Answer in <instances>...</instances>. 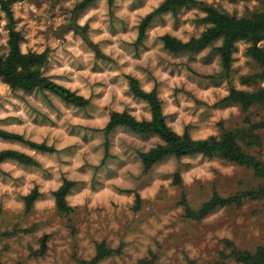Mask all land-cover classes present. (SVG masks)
<instances>
[{"label": "rangeland", "instance_id": "rangeland-1", "mask_svg": "<svg viewBox=\"0 0 264 264\" xmlns=\"http://www.w3.org/2000/svg\"><path fill=\"white\" fill-rule=\"evenodd\" d=\"M80 1L75 0V3L69 8L64 6L69 4V0H19L13 5L21 4L19 9L20 18L16 17V10L12 5L16 29L22 25L18 30L22 36L20 48L21 45L30 44L31 40L42 39V43L33 45L27 52L42 53L47 51L48 60L41 68V73L54 82L63 81L65 78L52 77L47 74L54 68L63 66L68 59L65 49L76 47L77 38L83 40V46L94 52L92 68L94 73L115 68V62L100 50L101 46H110L111 41H103L101 45L95 44L103 55L97 56L96 50L81 35L71 30V25L74 23L71 19L72 10ZM199 1L237 18H250L256 13L264 12V0H212V3H208V0ZM241 3L245 5L242 16L239 15L236 7ZM29 4L34 5L37 12H40L39 16L30 11L27 12L28 19L34 23V28H30L23 19L24 6ZM146 4L147 0H133L128 10L130 12L136 11ZM226 5L233 6L231 12L228 11ZM108 7L110 17L108 31L110 35L127 34L130 30L138 32L139 25L130 29L127 22L115 19L114 13L119 10L116 0L112 5L108 3ZM98 8L99 0L80 12L75 22L89 10ZM193 10L197 13H204L196 8L179 10L176 15H172L174 20L172 30L179 31L181 26L188 24L189 21L182 20L181 17L193 12ZM0 11H2L1 8ZM164 16L156 17L151 22L141 43H137L135 40L131 45L124 46L126 50L130 48L133 51V59H142L144 53L153 51L162 43V36L151 40L148 33L156 27H167ZM61 18L65 22L57 27L55 21ZM202 18L197 15L191 21L195 26L194 30L191 34L185 33L189 36V40L198 37L202 33L200 31L201 27L205 30L209 26L200 21ZM95 19L93 17V21ZM91 22L89 21V24L85 25L89 40V25ZM117 25H119V30H117ZM4 33H7V36ZM69 33L73 34L71 43L65 40ZM92 34L96 35L100 32L96 30ZM0 41H3L0 43V54L6 55L8 53V30L6 25L4 31L0 32ZM55 41L61 42L57 48L52 47ZM220 45L221 40H217L201 52L191 54H173L166 50L163 45V48L159 49L161 55L156 57V68L162 72H167L170 78L179 77L187 72L186 84H194L200 92H207L210 89L217 90L212 93V102H209L199 99L195 92L187 89L186 84L171 87V96L169 97L172 101L171 106L180 109L182 101H191L194 105L191 110H183L194 118L195 122L185 123L182 121L181 135L188 133L192 139L200 140L195 137L206 127L215 130L217 132L216 137L221 135L223 129L246 130V132L252 130L258 139L256 141L252 139V142L248 138H244L241 141L242 146L246 153L255 156L264 163V104L251 105L245 111L238 103L225 102L224 98L226 96L222 95V91L229 94L231 89L254 92L259 88H264V63L257 62L251 55V42L239 41L233 54L231 70L227 76H223L220 57L214 49ZM257 46L264 49V40L260 41ZM40 48H43V51H38ZM202 53L204 55H201ZM217 58H219L217 67L220 71L215 69H212L211 72L203 71V69L211 68L213 63L217 62ZM241 60L244 61L243 64H241ZM78 70H82V66ZM139 70L146 77L143 82L136 78L140 87L142 88V83H154L153 89L156 90L162 103L165 121L173 129L172 125H175L176 121L181 119V113L179 111L166 113L169 104L162 97L170 88L169 82L158 80L153 75L154 69L151 66ZM128 76L131 75L124 77L127 81ZM110 83L117 85L120 80L119 78H113ZM0 84L8 86L3 82H0ZM8 88L12 97L20 102L12 106L14 112L21 111V104L28 105L30 100L38 99L46 102V106L55 109L59 115H62L59 106L62 105L65 109L74 107L66 104L48 91L24 92L19 89H11L9 86ZM125 95H131L135 103L144 102L134 97L130 89ZM95 99H102V95L95 97ZM124 107L123 112H128L131 115L135 112L133 108ZM233 107L238 109V113L230 114L227 119L220 115L226 109ZM77 109L84 112L83 118H94L96 107L91 104L90 100L87 107ZM142 111L150 113L149 106ZM111 112H114V110L110 111L108 115ZM26 115L32 125L37 128L51 127L56 129L59 127L57 123H51L47 115L35 110L26 112ZM24 123L25 121L18 117L8 116L4 120H0V129L4 130L13 125L22 127ZM18 135L22 136L25 141L37 143L33 139L26 138L25 135ZM68 135L79 136L81 145L57 149L55 143H53L52 147L55 148V152L52 153L41 152L31 148L28 144L0 137V142L17 146L16 148L10 147L7 149L17 150L19 148L34 152L36 155H29L27 151L17 150L31 156L38 163L37 166H27L16 161L6 160L0 166L11 167L14 170L24 172L25 175H36L38 180L43 182H50L55 178L56 167L52 165L59 168L71 167V161L75 159L80 147H87L93 141H99L97 146L91 149V155L102 153V158L96 165L90 162L88 153L82 157L85 162L77 169V172L80 176H83L91 171L92 178L90 181L69 178L70 174L68 173L61 175L62 183L65 179L74 182V186L66 198L68 204L74 210L70 216L59 214L56 207L45 209L43 212L35 209L36 203L46 201L49 198L54 199V192L56 191L49 189L47 192H42L41 189L44 184L37 181L31 182L33 187L29 193L37 189L39 197L29 212H26L25 209L23 213L17 215L5 211L3 201L11 199V197L8 193H5L4 197L0 198V264H78V259L86 261L92 259L96 252V245L101 242H105L112 249L120 248L121 252L103 259L99 264H138L140 260L145 258L151 259L152 264H188L190 260L194 261L195 264H241L230 257L231 248L226 247V241L232 242L239 250L248 251H253L264 244V198L245 199L239 206H224L198 221L187 218L183 207L180 205L182 192L185 193L191 208L197 209L208 201L214 192L222 197H229L242 191L264 186V178L255 176L250 168L217 157L195 155L179 159L173 156L163 158L145 172L140 154L161 143V140L156 136L139 135L123 127H118L109 134H105L103 128L80 129L73 127ZM153 141H155L153 147L147 151L140 146L148 145ZM38 144L49 146L48 138L45 137L44 143ZM184 161H187V163ZM205 163L218 166L211 169L216 177L214 180L203 183L197 182L189 186L184 184L181 179V186L174 184L176 174L180 175L181 178L182 172L191 171ZM137 165L139 166L138 176L133 177L130 171H125L130 166ZM169 167L173 168L174 171H162V169ZM223 169H231V171L224 172ZM168 178L173 181L169 186L171 190L161 187L154 198H141L140 193L146 188H151L155 179ZM120 179L135 181L134 188L120 187L114 189L121 196L135 193V201L132 204H117L115 200L110 199L109 206L103 204L92 206V199L87 198L84 205H71L70 199L80 195L85 189H88L95 196L103 192L109 181ZM0 184L5 186L11 184L12 188L17 190L12 195L16 197L17 201L24 202L25 195L19 190L26 187L25 176L15 178L11 172L0 167ZM42 244L44 245L43 252L41 251Z\"/></svg>", "mask_w": 264, "mask_h": 264}, {"label": "clouds", "instance_id": "clouds-1", "mask_svg": "<svg viewBox=\"0 0 264 264\" xmlns=\"http://www.w3.org/2000/svg\"><path fill=\"white\" fill-rule=\"evenodd\" d=\"M133 0H116V5L119 10L115 11L114 16L118 21H125L128 23L129 28L133 29L138 26L141 20L146 17L149 13H151L156 8H159L163 3V0H147V4L136 11L130 12L129 5L132 4ZM75 3V0H69V4L64 5L65 7H71ZM208 3H212V0H208ZM47 7V5H45ZM229 12L232 11V5H226ZM238 8L239 15L244 14L243 3L236 6ZM13 8L16 10L15 15L17 18H20L21 13L19 9L21 8V4L13 5ZM25 14L23 19L25 23L28 24L30 28H34V23L28 19L27 12L35 13L37 16L40 15V12H37V9L34 5H25ZM199 15L200 17H205L206 13H197L195 10L193 12L188 13L186 16L181 17L182 20H188V24H184L181 26L179 31H173L172 25L174 20L172 18V14L169 12L165 14L164 19L167 21V27H156L151 30L148 35L151 40H155L157 37L164 36L165 34H169L174 38L181 40L183 43H187L189 40V36L185 35V33L191 34L194 30V25L191 23L192 20ZM93 17L96 19L93 21ZM89 21H92L89 25V38L93 44L101 45L103 41H111L110 46H101V51L105 56L111 58L112 61L115 62V68L113 70H101L97 72H93V59L94 52L87 49L83 46V40L77 38L76 47H68L65 49L68 54V59L64 62L62 67L54 68L47 75L52 77H64L63 81H55L61 87L68 89L70 92H74L77 96L82 97L84 100H90L91 104L96 107V111L94 113L93 119H85L84 112H81L79 109L75 107L65 109L62 105L60 107L59 115L55 109H52L46 106V102L42 100H30L28 105L21 104V111L14 112L12 106L17 105L20 102L13 98L11 95V91L8 86L4 84H0V120H4L8 116H15L25 121L22 127H18L13 125L10 128H5V131L16 132L21 135H25L26 138L33 139L37 143H44L45 137L48 138L49 146H52L55 143L57 149H64L73 145L80 146L81 140L79 136H69L68 132L73 128L80 129H92V128H104L109 122L110 111H116L118 113H122L125 110L124 106H128L130 108L135 109V112L132 115L135 116L136 120L139 121L141 119H147L151 121L152 116L149 112L142 111L144 108H147L148 105L146 102L135 103L133 102L131 95H125L129 92V84L128 81L124 79L126 75H131L137 78L140 81L145 80V74L142 73L139 69L151 66L153 71V75L160 81H167L170 84V88L165 92L162 99L167 100L169 107L166 109V113H174L180 112L181 119L176 121L175 125H172L173 130L177 135L182 134V121L192 122L195 120L188 113L184 112V109L191 110L194 105L191 101H182L181 108L177 109L176 107L171 106L172 101L169 99L171 96V87H177L180 85L186 84V76L187 72L184 75L179 77H169L167 72H162L160 69L156 68L158 55H161L159 49L163 48V44H159L156 49L151 52H147L143 54V58L140 60L133 59V51L129 49H125V45H131L137 38L138 32L130 30L127 34H118L116 36H112L109 34L108 25L110 22L109 17V7L108 0H99V8L95 10H89L86 14H84L80 19L77 20V24L79 27L83 28L86 24H89ZM64 19H58L55 21L56 26L58 27L62 23H64ZM8 21L6 19V15L3 11H0V32L4 31L5 25H7ZM17 27V30H19ZM117 30H119V25L116 26ZM99 30L100 34L93 35L92 33ZM201 32L204 31V28L201 27ZM34 34V33H33ZM7 36V33H4ZM31 39V37H29ZM65 40L69 43L73 41V34L69 33ZM3 41H0L2 43ZM41 40H31L30 44L21 45V52L23 54H27V51L30 47L37 43H42ZM60 41H55L52 44L53 48H57L60 45ZM243 47V46H242ZM38 51H43V48L38 49ZM201 55H204L203 53ZM219 58H217V62L213 63L211 68L203 69V71L211 72L212 69L216 71H220L217 67ZM244 61L241 60V64ZM82 70H78L81 69ZM247 71V69H245ZM113 78H119L120 83L117 85H113L110 81ZM187 89L189 91H193L197 94L198 98L201 100H207L209 102L212 98V93L214 89H210L207 92H200L195 88L194 84H186ZM154 87V83L147 82L142 83V91L145 93H150ZM22 95V94H21ZM102 95V99H95V97ZM222 95L227 96L228 93L226 91H222ZM35 110L36 112L47 115L49 121L51 123H57L59 125L58 128L52 129L51 127H40L37 128L32 125L29 120L26 112H30ZM203 111V109H201ZM238 113V109L233 107L226 109L222 115L225 119L229 117L230 114ZM59 115V119H58ZM217 135V132L213 130L211 127L204 128L196 139H204L206 140L210 136ZM99 141H93L92 144L87 147H80V150L77 152L74 160L71 161L72 166L68 168H59L58 166L52 165L56 167L55 178L50 182L39 181L36 175H25L24 172L19 170H14L8 166H0L3 167L5 171H9L12 173L13 177L19 178L21 176H25L27 181L26 187L20 189L19 191L23 195H28L29 191L33 187L32 181H37L38 183L44 184V187L41 189L42 192H47L49 189L58 190L62 186L61 175L63 173L70 174L69 178H79L83 181H90L92 178V173L89 171L87 174L80 176L77 172L83 163L85 162L82 157L85 156L86 153L90 156V162L93 165L99 163V160L102 158V153H96L95 155H91V149L96 147ZM155 141L150 142L148 145H140L145 148L147 151L151 147H153ZM16 148L15 145H9L4 142H0V151H3L7 148ZM20 151H27L29 155H36L34 152L28 151L26 149H19ZM187 163V161H184ZM214 167H218L217 165L205 163L200 167H196L191 171H185L181 173V179L186 185H194L197 182H208L214 180L215 174L211 170ZM125 171H130L132 176L139 175V166H130L129 169ZM162 171H174L173 168H165ZM224 172H230L231 169H223ZM123 175V174H122ZM173 183L171 178L168 179H155L151 188H146L144 191L140 193L142 199H148L149 197L154 198L161 187L164 189H169V186ZM134 188L135 181L132 179L124 180H116L109 181L108 186L104 188L102 193H98L93 196L92 193L85 189L83 193L75 196L70 199V203L73 206L76 205H84L85 200L87 198L92 199V206H96L99 204H103L105 206H109V200H115L117 204H132L135 201V193L132 195L121 196L118 195L114 190L116 188ZM16 189H13L11 184L5 186L0 184V198H3L5 193H8L11 199L3 201V208L5 211L11 212L13 214H21L24 212L26 205L23 201H17L16 197L12 195ZM35 209L43 212L45 209H54L55 200L53 198H49L46 201L38 202L35 204ZM50 231V230H49ZM39 235V233H38Z\"/></svg>", "mask_w": 264, "mask_h": 264}, {"label": "trees", "instance_id": "trees-1", "mask_svg": "<svg viewBox=\"0 0 264 264\" xmlns=\"http://www.w3.org/2000/svg\"><path fill=\"white\" fill-rule=\"evenodd\" d=\"M19 0H0V8L5 13L8 30V53L0 54V82L7 84L11 89H19L24 92L34 90L48 91L68 105L77 108H85L89 105V100H84L74 92L61 87L58 83L48 79L41 73V68L47 63V51L42 53L21 52L20 43L21 33L16 29L12 5ZM97 0H81L72 10L71 30L81 35L84 40L96 50L97 56H103L87 36V27H79L76 24V18L80 12L90 7ZM114 0H108L112 5ZM200 9L207 15L200 19L202 23L209 26L196 38H191L187 43L174 38L169 34L161 37L164 48L173 54H191L198 53L207 47L213 45L217 40H221V45L214 49L218 52L223 76H227L231 70L233 54L236 51V44L239 41L251 42L250 53L259 63H264V49L257 44L264 40V12L256 13L250 18H237L228 13L221 12L216 8L205 4L199 0H163L159 8H156L146 17H144L138 26L137 43H141L151 22L159 16L171 13L176 15L181 9ZM129 89L132 95L147 103L152 116L151 121L139 120L128 112H111L109 122L103 128L105 134L111 133L118 127H123L139 135H153L161 140V143L145 153L140 154L143 164V170L147 172L155 163L163 158L173 156L181 158L185 156L200 155L203 157H217L226 161L250 168L255 176L264 178V163L255 156L244 151L241 141L248 138L250 141H256L258 137L252 130H226L223 129L219 137L210 136L206 140H194L188 133L177 135L171 129L163 115L162 103L158 98L157 92L153 89L150 93H145L140 87L139 81L131 76L127 77ZM225 102L238 103L247 111L251 105L264 104V88H259L254 92L240 91L231 89L228 96L224 98ZM0 137L6 140H14L28 144L31 148L41 152H55V148L46 144L28 142L22 136L0 129ZM252 141V142H253ZM6 160L16 161L27 166H37V161L26 153L6 149L0 151V165ZM174 184L181 186L180 175L174 176ZM74 186V182L64 180L62 186L54 192L55 207L59 214L70 216L74 211L67 202V195ZM39 197L37 189L32 190L24 198L26 212L31 211L34 202ZM264 198V186L257 189L242 191L229 197H222L214 192L211 198L204 202L199 208H191L182 192L180 205L183 207L185 216L192 220H201L207 215L215 212L224 206H239L245 199L255 200ZM226 247L231 248L230 257L241 264H264V244L258 246L253 251L239 250L232 242L226 241ZM41 251H44L42 244ZM121 249H112L105 242L96 245V252L92 259L80 260L78 264H99L103 259L120 254ZM154 258V256H153ZM138 264H152L149 258L142 259ZM188 264H195L190 260Z\"/></svg>", "mask_w": 264, "mask_h": 264}]
</instances>
